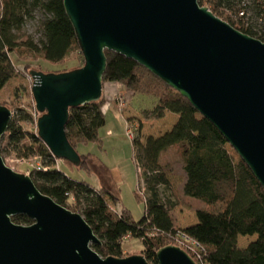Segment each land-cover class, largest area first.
I'll return each mask as SVG.
<instances>
[{"label":"trees","instance_id":"obj_1","mask_svg":"<svg viewBox=\"0 0 264 264\" xmlns=\"http://www.w3.org/2000/svg\"><path fill=\"white\" fill-rule=\"evenodd\" d=\"M199 2L236 29L264 42V0ZM241 11L246 14L241 16ZM37 13L42 16L41 37L35 40L25 35L24 26ZM75 50L82 53L64 0H0V90L17 72L14 57L17 61L40 58L56 64ZM106 55L104 84L119 82L134 95L152 98L150 105L139 110L142 119H162L168 112L178 115L170 129L144 137L139 119L132 146L140 180H144L149 193L145 196L139 189L136 194L145 202L141 219L135 220L125 207L118 213L109 201L118 204L120 198L107 188L73 179L62 170V161L89 169V153L80 154L79 167L67 160H58L38 136L37 126L35 131L25 126V123H35L34 115L39 113L36 107L34 114L25 107L15 109L1 139L0 154L13 152L21 158L37 157L47 167L31 169L36 186L61 205L84 215L101 240L93 247L103 257H125L123 241L129 236L142 241V254L149 263L159 264L158 250L171 245L182 230L203 247L202 258L191 256L197 263L202 260L206 264H264V187L248 164L241 157L235 160L231 152L235 149L221 131L163 78L122 54L107 50ZM82 56L84 59L83 53ZM103 96L99 101L71 108L66 133L76 149L99 140V131L107 121ZM6 136L3 147L1 143ZM172 146L177 147L186 173L184 194L208 204L196 211L197 222L185 228L176 227L171 213L176 205L162 194V187L172 190L161 163L163 152ZM13 220L20 224L33 223L25 214L16 215ZM255 235L245 246L239 244L240 236Z\"/></svg>","mask_w":264,"mask_h":264},{"label":"water","instance_id":"obj_2","mask_svg":"<svg viewBox=\"0 0 264 264\" xmlns=\"http://www.w3.org/2000/svg\"><path fill=\"white\" fill-rule=\"evenodd\" d=\"M84 65L65 72L30 69L38 136L58 160L82 157L66 127L70 110L99 101L106 51L135 60L163 78L227 138L264 187V42L243 33L199 0H64ZM14 112L0 105V142ZM33 223L20 224L16 215ZM84 215L42 193L30 174L0 154V264H151L141 253L101 256ZM159 264H197L176 245Z\"/></svg>","mask_w":264,"mask_h":264},{"label":"rangeland","instance_id":"obj_3","mask_svg":"<svg viewBox=\"0 0 264 264\" xmlns=\"http://www.w3.org/2000/svg\"><path fill=\"white\" fill-rule=\"evenodd\" d=\"M41 17V14L37 13L35 19L29 20L25 24V35L32 36L35 40L41 37L39 30V20ZM14 60L17 62V72L0 90V105L11 108L13 112L17 107H25L33 112V114L36 105L31 89L33 82V78L30 75L31 68L45 73H59L84 65L82 53L78 50L73 51L64 61L56 64L40 58H24L23 60L17 61V57H14ZM109 83L108 81L104 84L105 88L102 101L107 121L99 131V140L77 147V151L80 154L82 152L89 153L87 159L92 157L91 164L89 165L88 163L89 169L76 168L64 161L60 165L62 170L73 179L84 180L96 186L106 185L109 187L114 193L119 194L120 197L118 204L109 201L110 205L114 208H117L118 205L119 208L125 207L130 211L135 220H139L144 215L145 202L143 199H139L136 194L137 192L139 193V189L145 196H148L149 193L145 188L144 180H140L139 178L140 172L134 158L132 146V139L134 137L128 135L127 128H133L132 131L135 136L140 124L139 119H141V133L143 137L151 134L158 135L170 129L178 119V115L168 113L164 120L154 119L153 121H146V119L144 121L141 116H131L132 121L128 122L130 117L128 115H137L141 107L150 105L152 98L133 94L134 97L130 99L128 96L118 93L112 94L109 92ZM115 83L124 85L119 82ZM127 89L129 88L127 87ZM39 116L40 113L37 116L34 115L36 118L35 123H25L28 130L35 131L34 127H36ZM125 120H127L128 126ZM6 143L7 136L1 145L4 147ZM231 152L235 160L240 158V155L235 150H231ZM3 157L8 166L25 174L30 173L31 169L34 168L33 166L37 165V159L35 157L25 158L23 160L13 152H7ZM161 163L172 184L171 191L162 187L163 197L166 200L171 199L176 205L171 211L176 227L185 228L197 219L196 211L199 208L208 206V204L201 199L189 197L184 194L183 186L186 180V173L177 147L172 146L163 152ZM254 238H256V235L240 236L239 244L245 246ZM180 244H182L181 241L178 243L175 240L172 243V245L176 246H180ZM123 248L125 257L137 253L142 254L143 243L140 239L127 236L124 238Z\"/></svg>","mask_w":264,"mask_h":264},{"label":"built area","instance_id":"obj_4","mask_svg":"<svg viewBox=\"0 0 264 264\" xmlns=\"http://www.w3.org/2000/svg\"><path fill=\"white\" fill-rule=\"evenodd\" d=\"M239 14L241 16H244L246 13H245V11H241ZM132 129H130V127H128L127 128V133H128L129 136L134 137V132L132 131ZM35 158L37 159V165L33 166L34 168L36 167L38 169H47V167L45 165H43L38 160L37 157H35ZM22 159L25 160V158H22ZM27 159H29V158H27ZM28 174H30V173H28ZM116 210L118 211V213H121L122 210H123V208L122 207L119 208V205H118L117 208H116ZM175 241L178 242V243L181 241L182 244H180L179 247H181L183 250H185L186 252H188L189 255L195 256V258H202L201 252L203 251V247L201 246V244L198 241H196L194 239H191L182 230H179V232L175 236ZM197 264H206V263L201 260V262L200 263H197Z\"/></svg>","mask_w":264,"mask_h":264},{"label":"crops","instance_id":"obj_5","mask_svg":"<svg viewBox=\"0 0 264 264\" xmlns=\"http://www.w3.org/2000/svg\"><path fill=\"white\" fill-rule=\"evenodd\" d=\"M110 85V87H109V92H111L112 94H120V95H125V96H128L130 99H132L133 97H134V95H133V92H131L129 89H127V87H125L124 85H121V84H117V83H115V82H110L109 83ZM104 88H105V85H104ZM129 99V100H130ZM168 113H170V112H168ZM167 113V114H168ZM167 114H166V116H167ZM127 116V115H126ZM128 116H141L140 115V113H137V115H135V114H130V115H128ZM128 116H127V118H128ZM165 116V117H166ZM165 117L164 118H162L161 120H164L165 119ZM142 120H144V119H142ZM145 121V120H144ZM144 121H143V123H144ZM146 121H153V120H146ZM125 123H126V125H128V122H127V120H125ZM82 145H85V144H81L80 146H82ZM82 153H85V152H82ZM91 160H92V157L90 158V159H88V163H89V165L91 164ZM139 176H140V174H139ZM140 178V177H139ZM95 187H98V188H102V187H105V188H107L109 191H111L114 195H116L117 197H119V194H117V193H114V191H112L109 187H107L106 185H101V186H96V185H94ZM120 198V197H119ZM195 222H197V219H195L194 221H193V223H195Z\"/></svg>","mask_w":264,"mask_h":264}]
</instances>
